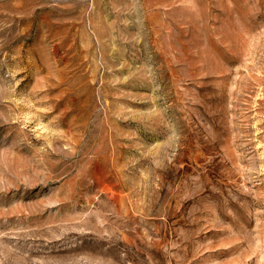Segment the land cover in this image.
<instances>
[{
    "label": "rangeland",
    "instance_id": "rangeland-1",
    "mask_svg": "<svg viewBox=\"0 0 264 264\" xmlns=\"http://www.w3.org/2000/svg\"><path fill=\"white\" fill-rule=\"evenodd\" d=\"M0 264H264V0H0Z\"/></svg>",
    "mask_w": 264,
    "mask_h": 264
}]
</instances>
